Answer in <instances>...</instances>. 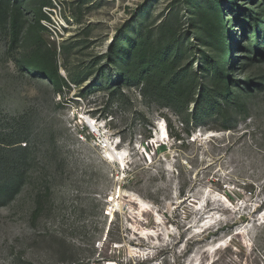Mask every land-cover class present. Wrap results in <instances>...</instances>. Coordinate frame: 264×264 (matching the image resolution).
I'll list each match as a JSON object with an SVG mask.
<instances>
[{
    "label": "rangeland",
    "instance_id": "1",
    "mask_svg": "<svg viewBox=\"0 0 264 264\" xmlns=\"http://www.w3.org/2000/svg\"><path fill=\"white\" fill-rule=\"evenodd\" d=\"M0 264H264V0H0Z\"/></svg>",
    "mask_w": 264,
    "mask_h": 264
},
{
    "label": "trees",
    "instance_id": "2",
    "mask_svg": "<svg viewBox=\"0 0 264 264\" xmlns=\"http://www.w3.org/2000/svg\"><path fill=\"white\" fill-rule=\"evenodd\" d=\"M21 142H24V139H22L20 137V135H17L16 136V139L13 140V146H15L16 148H18L19 150H22V151H27L29 150V147H28V144L26 143V145L23 147L21 145ZM13 147V148H15ZM20 163L18 162L16 165H19Z\"/></svg>",
    "mask_w": 264,
    "mask_h": 264
},
{
    "label": "bare ground",
    "instance_id": "3",
    "mask_svg": "<svg viewBox=\"0 0 264 264\" xmlns=\"http://www.w3.org/2000/svg\"><path fill=\"white\" fill-rule=\"evenodd\" d=\"M111 155H113V160H114V162L115 161H117V162H121L122 161V164H124L125 163V160H123L121 157H119V156H117V154H115V153H113L112 152V154ZM114 208V207H113ZM142 208H146V204H142ZM115 209V208H114Z\"/></svg>",
    "mask_w": 264,
    "mask_h": 264
}]
</instances>
